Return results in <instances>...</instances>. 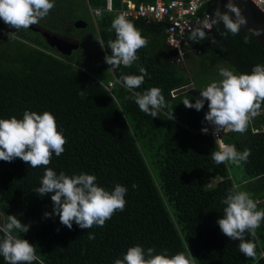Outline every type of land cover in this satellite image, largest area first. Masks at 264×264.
Masks as SVG:
<instances>
[{"label": "trees", "instance_id": "16d2710c", "mask_svg": "<svg viewBox=\"0 0 264 264\" xmlns=\"http://www.w3.org/2000/svg\"><path fill=\"white\" fill-rule=\"evenodd\" d=\"M104 8L105 0H55L49 15L36 24L66 36L88 31L83 37L75 36L81 43L76 56L56 51L31 27L15 31L0 20V119H22L26 110L52 113L67 143L61 156L53 153L47 167L57 174L94 175L97 185L108 191L116 184L125 186L126 206L103 227L86 230L73 222L69 230L57 215H44L52 213V194L35 192L45 168H32L16 158L0 161L3 221L6 224V216L15 215L29 226L27 233L14 234L33 244L44 264H114L136 245L169 256L189 250L194 264H264V222L255 238L245 234L256 243V260L246 258L239 251V241L229 240L217 224L226 207L221 201L233 184L251 193L257 209L264 210V104L243 134L230 130L221 138L239 152L251 150L247 162L240 164L242 181L235 183L229 170L232 163H214L211 152L219 150L218 142L200 129L208 102L200 111L182 103L189 99L194 104L199 92L216 81L208 79L216 73L215 65L238 74L264 65V48L243 30L224 36L223 24L213 25V35L201 41V55L191 52L186 58L188 74L182 64L186 59L171 61L164 22L130 20L148 44L138 50L139 59L132 66L113 69L104 57L111 55L108 41L115 39L111 23L118 13ZM111 8L119 10V0H111ZM97 10L101 15L93 18L90 11ZM77 21L86 22V28L76 30ZM246 36L248 43H244ZM140 67L148 73L144 83L127 88L120 76L139 75ZM108 83L110 92L105 90ZM151 87H159L166 102L156 118L140 111L131 98ZM174 89L172 97L169 93ZM213 180H218L215 186L210 185ZM90 233L95 239L89 240ZM0 264H5L2 256Z\"/></svg>", "mask_w": 264, "mask_h": 264}, {"label": "clouds", "instance_id": "9594fccd", "mask_svg": "<svg viewBox=\"0 0 264 264\" xmlns=\"http://www.w3.org/2000/svg\"><path fill=\"white\" fill-rule=\"evenodd\" d=\"M55 7V0H0V20L15 31L28 30L41 19L46 18ZM221 11L219 7L213 16L208 17L209 29L213 25L222 23L228 33L238 35L245 28L250 36L259 37L264 34V29L247 28V19L242 15L241 9L233 2L227 0ZM99 11V10H97ZM111 28L115 32V39L108 41L111 55L104 57V62L115 69L123 65L130 67L139 59L137 52L148 44L140 30L127 18V14L120 12L112 20ZM11 35V34H10ZM188 39L199 43L208 39L203 28L193 27ZM246 36L244 43H248ZM214 42V40L212 41ZM139 75H121L120 81L129 88H139L148 75L144 67L139 68ZM219 81L208 84L200 91V98L195 103L189 99L183 100L185 108L200 111L208 102V112L205 121L214 126V134L224 130L243 134L249 123L255 119L264 104V65H255L250 73H236L229 67H221ZM80 95H84L81 91ZM135 103L140 111L152 118L158 117V111L166 107L165 98L159 87H151L143 93L136 92ZM169 119H172V111ZM207 132V129H202ZM67 139L62 131L58 130L55 116L50 112L37 114L24 111L22 119L11 117L0 119V161L12 162L19 158L32 168L43 166L45 168L40 187L35 192L40 196L52 194V213H44L45 217L57 215L59 222L72 229L73 222L80 229H90L94 225L103 227L117 212H122L126 206L125 195L127 188L116 184L114 190L108 191L96 183V176L80 173L66 175L64 172L57 174L47 166L51 163L53 153L59 157L65 151ZM251 150L245 148L243 152L237 151L231 144L219 142V150L212 151L211 157L217 165L230 162L239 166L247 162ZM133 189L136 185H132ZM223 208L222 218L217 220L221 233L229 240L239 241V251L252 260L257 259L256 243L245 238V234L256 237V231L264 222V210L257 209V203L252 199V194L240 190V186L233 184L227 191L226 197L221 201ZM7 223L0 231L3 238L0 240V256L5 264H44V260L36 254V247L20 235L29 231V226L24 225L15 215L6 216ZM89 240L95 239L94 234L88 235ZM154 248L145 250L140 245L129 247L122 259H116L114 264H194L196 261L190 251L177 252L169 256L154 254Z\"/></svg>", "mask_w": 264, "mask_h": 264}, {"label": "built area", "instance_id": "2783aa9c", "mask_svg": "<svg viewBox=\"0 0 264 264\" xmlns=\"http://www.w3.org/2000/svg\"><path fill=\"white\" fill-rule=\"evenodd\" d=\"M252 5L264 13V0H248ZM120 8L113 11L111 0H105L104 11L108 13H126L129 20H143L146 23L164 22L163 33L166 45L169 50H175L176 55L172 57V62H183L191 52L196 56L201 55V41L199 43L188 39L193 27L199 26L209 33L213 31V26L209 29L208 17L211 15L212 0H154L152 3H135L132 0H119ZM93 18L100 17L99 11H90ZM179 89V88H178ZM105 90L110 92L111 84L105 86ZM177 89L170 91V96L175 95ZM200 129H207V134L212 135L216 141H221L222 136L230 130H224L219 137L214 134V126L205 119L199 122ZM264 130V126H261ZM259 130H254L257 133Z\"/></svg>", "mask_w": 264, "mask_h": 264}, {"label": "water", "instance_id": "95a60500", "mask_svg": "<svg viewBox=\"0 0 264 264\" xmlns=\"http://www.w3.org/2000/svg\"><path fill=\"white\" fill-rule=\"evenodd\" d=\"M233 2L241 9L242 15L247 19V28L264 29V13L261 12L257 7L252 5L248 0H233ZM227 0H212L211 4V15L213 16L217 7L222 11H226L224 8ZM76 30H83L86 28L87 23L84 21H77L73 24ZM34 31L39 32L45 42L56 51L69 56L74 50L78 51L80 47V41L75 37L62 35L59 33H53L48 30L41 28L38 25L30 26ZM241 30L247 32L245 28ZM248 33V32H247ZM249 34V33H248ZM213 35V31L207 33L206 36ZM255 39L259 45L264 48V34L259 37L251 36ZM169 55L174 57L176 55L175 50H169Z\"/></svg>", "mask_w": 264, "mask_h": 264}, {"label": "rangeland", "instance_id": "374dc122", "mask_svg": "<svg viewBox=\"0 0 264 264\" xmlns=\"http://www.w3.org/2000/svg\"><path fill=\"white\" fill-rule=\"evenodd\" d=\"M72 32H73V34H72V36L70 35L71 37H75V36L76 37H78V36L83 37V36L86 35V33H88V31L86 33H79V32H76V31H72ZM77 39H79V38H77ZM78 51H75L74 50L72 53H74V55L76 56L78 54ZM182 64L187 68L188 74H190L191 73V70H190V64L188 62V59H186ZM207 65L210 66V63H208ZM221 67H224V66H222V65H215L214 70L216 71V73H213L212 75L209 74L208 75V77H209L208 79H213V80H216V81H219L220 79H222L219 76V69ZM229 166H230V169L229 170H230L231 177H232L233 181L235 183H240L242 181L241 179L243 177V169H242V167L240 165L237 166L235 164H230ZM217 181L218 180L211 181L210 185L211 186H215V184H216ZM239 186H240V190H242V186L241 185H239ZM4 225H5V222L3 221L2 216L0 215V229H2Z\"/></svg>", "mask_w": 264, "mask_h": 264}, {"label": "flooded vegetation", "instance_id": "af4514ba", "mask_svg": "<svg viewBox=\"0 0 264 264\" xmlns=\"http://www.w3.org/2000/svg\"><path fill=\"white\" fill-rule=\"evenodd\" d=\"M41 35V34H40ZM42 36V35H41ZM75 39H77L76 37H75ZM79 41H80V39H78ZM80 45H81V43H80ZM80 48V47H79Z\"/></svg>", "mask_w": 264, "mask_h": 264}]
</instances>
